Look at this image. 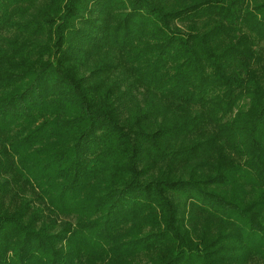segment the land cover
Here are the masks:
<instances>
[{"label":"trees","instance_id":"1","mask_svg":"<svg viewBox=\"0 0 264 264\" xmlns=\"http://www.w3.org/2000/svg\"><path fill=\"white\" fill-rule=\"evenodd\" d=\"M0 264H264V0H0Z\"/></svg>","mask_w":264,"mask_h":264}]
</instances>
